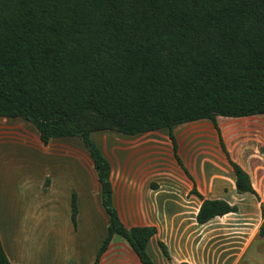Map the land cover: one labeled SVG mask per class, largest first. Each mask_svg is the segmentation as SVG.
<instances>
[{"label":"trees","instance_id":"trees-1","mask_svg":"<svg viewBox=\"0 0 264 264\" xmlns=\"http://www.w3.org/2000/svg\"><path fill=\"white\" fill-rule=\"evenodd\" d=\"M254 114H264V0H0V117L30 123L44 145L81 140L108 217L92 264L114 235L142 264H155L147 244L156 233L121 221L111 165L92 132L167 128L175 152L177 125L207 119L216 128L217 116ZM228 161L237 192L257 197L248 174ZM191 192L200 200L198 224L237 211ZM76 216L72 191L73 228ZM158 245L168 257L165 244ZM0 264H12L1 240Z\"/></svg>","mask_w":264,"mask_h":264},{"label":"crops","instance_id":"crops-1","mask_svg":"<svg viewBox=\"0 0 264 264\" xmlns=\"http://www.w3.org/2000/svg\"><path fill=\"white\" fill-rule=\"evenodd\" d=\"M9 126L15 127L6 121L0 123V128ZM92 133L100 137L98 146L111 165L113 204L123 224L126 227L156 228L147 244V251H152L155 264V260L158 264L182 261L209 264L208 259L214 258L215 252L212 248L207 249L206 245L212 246L222 240L233 245L234 237L220 239L217 235L220 230L243 225L236 221L221 224L216 222L217 219L231 220L234 219L231 216L248 212L264 220L261 213V207L264 211V114L217 116L216 128L207 119L194 121V127L181 133L182 139L192 141L202 137L200 142L206 144L200 147L182 144V141L179 162L174 157L167 128L135 135L108 129ZM226 154L248 174L259 199L249 192H237L235 175ZM85 162L86 166L79 169L76 158L68 163L59 160L49 164L42 182V187H47V197L41 193L38 195L40 200L33 201L30 206L27 199L35 190V182L27 174L28 168L15 164L0 167V240L12 264H38L41 261L38 255L27 254L28 239L37 214L26 232V227L21 226V209H70L72 191L76 194L77 203L76 229L68 243L71 251H66V254L77 264H92L106 234L108 217L101 205L100 184L89 155ZM38 188L41 190L40 185ZM193 188L204 198L223 199L236 205L237 211L198 224L195 216L200 200L192 194ZM190 212L192 215L189 217ZM188 218L193 221L189 222ZM84 227L92 235L98 229V238L92 236L91 241L76 246L74 237ZM116 236L112 237L110 244L120 243L115 241ZM158 241L165 244L168 257L162 253ZM6 246L12 249V253L6 250ZM64 261L65 257L60 264Z\"/></svg>","mask_w":264,"mask_h":264},{"label":"rangeland","instance_id":"rangeland-1","mask_svg":"<svg viewBox=\"0 0 264 264\" xmlns=\"http://www.w3.org/2000/svg\"><path fill=\"white\" fill-rule=\"evenodd\" d=\"M7 122L15 127L0 128V167L6 164L22 165L28 168V175L35 182V190L31 192L28 197L29 206L33 201H39L41 193L47 197V187H42L44 181L43 175H47L46 170L49 164L54 161L61 160L63 163H68L72 158L77 160V168L85 167L88 154L77 137H65L56 140H50L46 145L42 144L37 134L36 129L28 122L18 118H1V122ZM173 133L175 139V152L177 161L181 159L180 150L182 144H196V146H203L206 143L200 142L199 139L188 138L182 139V132L190 127H194V121L187 124H180L175 126ZM174 129V128H173ZM98 133V132H97ZM92 139L98 145L100 144V137L96 133L91 134ZM199 148V147H198ZM175 157V156H174ZM176 158V157H175ZM179 162V161H178ZM45 165L42 167V165ZM45 171V172H44ZM79 176V172H78ZM39 185L40 189L39 190ZM72 191V190H71ZM22 214L21 226L27 229L30 227L33 216L36 214V220L32 225V230L28 239L27 254L39 256L41 260L38 264H60V260L65 257L62 264H77L73 257L66 254L70 253V236H74V230L70 221V209H21ZM192 210V209H190ZM189 213V217L191 216ZM234 219H217L216 222L223 224L232 221L240 222L243 225L235 226L236 229L220 230L218 237L221 239L234 237L233 245H228L222 240L216 242L214 245H206V248L215 252V257H210L209 264H264V236L259 234V223L262 219L254 214H246L231 216ZM192 222V218H188ZM258 223V224H257ZM98 229L95 235L89 233L85 227L78 232L74 237V245H82L85 241H91L90 237L97 239ZM95 236V237H94ZM115 241L120 243L109 245V248L104 252L100 258L99 264H141L138 258L132 253L126 242L116 236ZM89 246L87 245V248ZM84 247H82L83 249ZM6 250L12 253V249L6 246ZM153 259L152 251H148ZM221 253V256L219 255ZM66 255V256H65ZM219 256V258H218ZM154 261V259H153ZM156 264L157 261L155 260ZM36 264V263H34Z\"/></svg>","mask_w":264,"mask_h":264}]
</instances>
